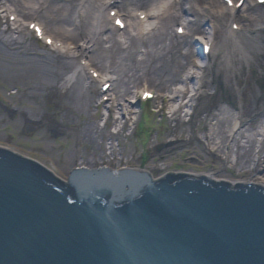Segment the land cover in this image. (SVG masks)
<instances>
[{
	"label": "rangeland",
	"instance_id": "374dc122",
	"mask_svg": "<svg viewBox=\"0 0 264 264\" xmlns=\"http://www.w3.org/2000/svg\"><path fill=\"white\" fill-rule=\"evenodd\" d=\"M3 1H7L9 9L19 10L26 23L41 22L55 39L70 43H81L85 39L84 30H80L79 37L64 34L58 21L62 11H56L63 6L64 2L60 0H46L50 10L48 14L44 11L37 14L23 12L22 2L32 5L30 0L18 3L0 0V5ZM96 1H74V6H69L72 11L67 22L71 24L72 19L78 23L79 13L94 7ZM190 3L194 12L191 19L202 18L197 12L214 16L205 24L206 28L215 30L212 54L204 59L201 57V43L193 45L195 39L200 38L199 31L189 27L187 34L179 37L175 25L180 20L168 19L163 43L175 45L173 54L182 67L168 63L167 72L161 69L146 75L139 72L136 78H131L130 72L126 84L116 79L118 73L112 74L116 98L105 103L104 107L97 105L99 85L90 81L86 69L79 70L84 62L81 54L72 60L69 49L51 50L36 40L27 26L18 24L17 29L7 28L0 17V36L3 39L22 37L21 42L12 47L0 43V140L21 142L51 155L69 171L80 163L89 165L93 161L99 165L101 160L111 162L115 158L111 163L157 166L166 173L193 169L212 170L238 181L252 177V162L256 154H261L258 148L262 136L254 138L250 132H259L264 121V7L257 6L254 0H246L235 19L241 29L226 38L232 16L221 0H190ZM138 8H131L136 19ZM94 19L95 16L92 19L95 23ZM101 24L112 26L107 19V9L103 10ZM142 25L141 22V28ZM156 25L158 21L151 19L147 27L150 29ZM64 26L68 31L73 30L68 25ZM132 26L128 32L137 36L136 24ZM110 34L120 38L114 27ZM163 43H157V46ZM71 45L70 49L74 44ZM195 47L199 50L197 56ZM137 49V58L140 59L141 50L145 49L140 41ZM189 51L192 53L185 59L183 54ZM225 55L228 62L224 61ZM96 58L90 64L100 69L101 62ZM99 60L104 62V59ZM105 61L109 67L110 62ZM108 70L111 72L113 69ZM73 72L75 76L71 78ZM192 74L198 76L202 84L194 95L195 80H184ZM145 83L157 95L147 103L140 101V89ZM182 87L188 92L181 98L180 110L171 118L170 113L163 111L170 112L169 92ZM121 94L127 109L125 118L117 122L120 126L125 125V129L119 135H113L108 125L103 126V118L106 107L115 109V116H120L118 103ZM186 97L190 98L188 106L185 105ZM224 108L228 113H223L226 118L221 119L218 112ZM191 110L192 115L185 114ZM235 116L245 124L237 134L230 136ZM86 127H91L89 135L85 134ZM111 145L113 150L109 148ZM214 145L216 150L211 148ZM227 149L230 156L236 153L237 162L233 168L227 167L222 159Z\"/></svg>",
	"mask_w": 264,
	"mask_h": 264
},
{
	"label": "water",
	"instance_id": "95a60500",
	"mask_svg": "<svg viewBox=\"0 0 264 264\" xmlns=\"http://www.w3.org/2000/svg\"><path fill=\"white\" fill-rule=\"evenodd\" d=\"M0 146L68 177L0 147V264H264V182L70 172L21 142Z\"/></svg>",
	"mask_w": 264,
	"mask_h": 264
},
{
	"label": "bare ground",
	"instance_id": "6f19581e",
	"mask_svg": "<svg viewBox=\"0 0 264 264\" xmlns=\"http://www.w3.org/2000/svg\"><path fill=\"white\" fill-rule=\"evenodd\" d=\"M15 3L20 2V0H12ZM32 2V5H25L22 2V11L23 12H28V13H33L37 14L40 13L41 11H44V13L48 14L50 10H48V4L46 0H30ZM76 0H60V2H64L63 6H60L56 9V11L61 10L62 11V16L58 18V21H60V27L62 30L64 29V34L71 35V36H80V30L83 31V35L85 39L81 43L79 42H64L63 43V49L66 48L67 44H74V49L69 50L70 52V59H74L75 56L81 54L82 59L86 60L87 63H90L93 59L95 60V56L97 57L96 59L101 62L100 63V72L105 74L106 76L112 77V74H119L118 79L121 81L123 84H126L128 79L130 78V72L131 78H136L137 73L141 72L142 75H146L149 72L155 71V70H166L168 71L167 64L170 63L172 66L173 63L178 64V67H182L177 59L175 58L173 54V45L171 42L169 44H164V34H165V28H167V20L172 19V20H177L180 23H177L175 25V30L179 25H181L182 22H184L187 26V28L191 27L192 29H195L199 31V34L202 38L206 39L207 36L213 37L215 30L210 28H206L205 24H207V21L210 20L211 18H214L212 15H204V13H199L202 18L200 19H191L192 13V5L190 3V0H114L113 5H108L109 7L107 8V12L110 11V9H115L118 8L120 12H122L130 25L132 26L133 23H136V25L140 22L139 19H136L132 12L131 8L132 6H139V8L136 11H145L149 13V18L150 19H156L158 21V25L153 26L152 28L149 29L147 33H144L143 30L141 29V25H137L136 28L138 30L137 36L133 35L132 33H129L128 31H125L122 36L124 39V43L122 44L121 41H119L115 36H113L111 33V29L114 26H109L107 24H101V16L103 13V8L108 4L109 1L111 0H97L96 5L94 7H89L85 9L84 13L80 12L79 13V22H75L74 20H70L71 24L67 22L69 20V16L71 13V7L74 6L73 3ZM95 1V0H93ZM137 2V3H136ZM71 6V7H69ZM92 6V5H91ZM152 8V12L154 9V12L150 13L151 10L149 8ZM0 8H5V5L1 6ZM174 9L173 11H170L171 9ZM71 10V11H70ZM231 12V16L233 18V21L230 23V29L226 30V38L232 35L234 32L231 29L234 19L239 17V10L234 11L233 9H229ZM51 11H55L51 10ZM204 10V12H206ZM13 14H17V17L24 22H27L25 18H23L19 10L15 9ZM95 16V23L93 22V17ZM205 16V17H204ZM204 17V18H203ZM81 21L83 22L81 24ZM30 22L29 21L28 25ZM64 25H68L69 28L72 27L69 31L65 28ZM133 27V26H132ZM135 28V29H136ZM241 29V28H240ZM66 30V31H65ZM128 30V27L127 29ZM154 30V33L152 31ZM152 33L150 36L149 34ZM49 34V33H48ZM50 35V34H49ZM147 36V37H144ZM22 37L19 38H12V39H3L0 36V43L4 44L7 47H12L13 45L20 43ZM118 40V41H117ZM56 41H61V40H56ZM140 41L142 45H144L145 49L141 50V55L142 57L140 59L137 58V54L139 50L137 49V44ZM62 42V41H61ZM103 43H106V46H103ZM157 43L161 44V46H157ZM149 44V45H148ZM188 43L187 45H189ZM197 41L193 43V45H196ZM150 47V48H149ZM195 55H199V50L197 47L194 48ZM98 52V53H97ZM176 53H179L176 51ZM192 52L189 51L188 53L186 52L183 54V57L186 59L187 55L191 54ZM99 59H104V62ZM110 62L109 67L106 66V61ZM159 61L160 64L157 65L156 62ZM224 61L228 62V57L225 55L224 56ZM169 65V66H170ZM92 67V66H89ZM109 68H112L111 72L108 70ZM203 69V67H201ZM83 67H80L79 70L83 71ZM205 70V69H203ZM75 76V72H73L70 77L72 78ZM185 81H190V80H195V85L200 84V79L196 75H191V76H186L184 78ZM170 81V80H169ZM115 82V81H114ZM182 83V82H181ZM185 83V82H184ZM146 83L142 85L141 87V94L143 93V89H147ZM117 86V85H116ZM125 86V85H124ZM123 86V87H124ZM126 89V88H125ZM194 92L196 91L195 87L193 88ZM114 92V89H112ZM112 92V94H113ZM188 89L185 87L178 88L171 90L169 92L170 95V103L172 105H179L178 107L181 108L182 106V96L187 94ZM115 94V92H114ZM120 100L118 103V107H120L119 114L121 117L124 119L126 114V102L125 99L122 97V94L119 95ZM132 103V101H129ZM228 113V110L225 108L219 112V117L221 119L226 118L225 116L223 117L222 114ZM239 113V112H238ZM237 113V115H238ZM233 127L230 130L231 133L229 134L230 136H234L237 134V132L240 130V128H243L242 124L243 122L239 120L238 116H235L233 119ZM91 127H86L84 129L85 134L89 135ZM215 133V132H214ZM251 137L254 135V138H259L260 136L263 137L264 140V122L263 125L261 126L259 132L256 131H251ZM101 134L103 135V131H101ZM212 135V133H211ZM91 137V136H90ZM109 148L110 150H113V146L111 145ZM213 150H216V145L211 147ZM114 152V151H112ZM112 152H110L112 154ZM229 151L226 150V153ZM258 168H255L254 170V175L248 179V181H257V182H264V173L261 170H258ZM264 171V170H263ZM235 181V180H233Z\"/></svg>",
	"mask_w": 264,
	"mask_h": 264
},
{
	"label": "snow or ice",
	"instance_id": "6c2138e0",
	"mask_svg": "<svg viewBox=\"0 0 264 264\" xmlns=\"http://www.w3.org/2000/svg\"><path fill=\"white\" fill-rule=\"evenodd\" d=\"M261 2H264V0H261ZM229 3H231V0H229ZM117 23H119V21H118ZM121 26H123V25H121ZM34 27H35V26H34Z\"/></svg>",
	"mask_w": 264,
	"mask_h": 264
}]
</instances>
